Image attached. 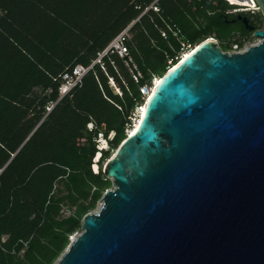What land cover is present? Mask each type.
Here are the masks:
<instances>
[{"label":"trees","instance_id":"obj_1","mask_svg":"<svg viewBox=\"0 0 264 264\" xmlns=\"http://www.w3.org/2000/svg\"><path fill=\"white\" fill-rule=\"evenodd\" d=\"M226 8L222 0H0V264L55 263L111 186L102 164L131 130L139 88L187 47L212 38L226 52L233 33H249ZM128 27L141 78L108 52L59 99L63 73L88 67ZM90 119L113 134L97 173Z\"/></svg>","mask_w":264,"mask_h":264},{"label":"water","instance_id":"obj_2","mask_svg":"<svg viewBox=\"0 0 264 264\" xmlns=\"http://www.w3.org/2000/svg\"><path fill=\"white\" fill-rule=\"evenodd\" d=\"M235 20L259 42L206 39L159 77L54 264H264V31Z\"/></svg>","mask_w":264,"mask_h":264},{"label":"built area","instance_id":"obj_3","mask_svg":"<svg viewBox=\"0 0 264 264\" xmlns=\"http://www.w3.org/2000/svg\"><path fill=\"white\" fill-rule=\"evenodd\" d=\"M215 1V0H214ZM213 0H211L212 3H214ZM226 5L227 8L224 11V14L227 16H237V15H244L248 21L250 22V25L254 27V30H262V24H258L255 22L254 17L260 15V9L255 2V0H222ZM153 5L150 4L148 8H151ZM147 8V9H148ZM152 9L157 10L155 7H152ZM128 28L121 31L110 43L109 45L101 52L97 54V58L95 61H93L88 67H83L81 65H75L70 72H64L62 75L63 82L59 86L58 93H59V99L63 96L69 94L73 88H75L77 85L81 83V79L84 76V74L92 67V65L95 64H101L100 59L108 52L112 53L115 52L119 58L123 60L124 65L128 68L133 80L136 82L138 78H141V74L138 71L136 65L133 63V60L131 56L129 55V51L125 45V41L129 37L128 35ZM255 38L253 31L249 32L248 34H241L239 32H235L232 34L229 42V49L226 51L228 54L231 53H240L243 52L247 47L245 46L242 48V46L248 41L249 38ZM259 42V40H258ZM251 46V45H250ZM111 84L112 81L110 80ZM151 86H142L139 88V91L141 93V99L143 104L145 103L146 99L151 93ZM141 106H138L136 108V111L134 113L133 123L131 126V129L134 127L135 121H137V118H139V112L138 109H140ZM50 108H47L49 111ZM87 130L93 131L94 129L97 131L94 143L96 152L94 155V158L92 160L91 169L93 173H97L98 171V161L100 159L101 153L103 151L108 150L109 148V141L112 139L113 134L109 133L107 137H104L102 129L103 125H101L99 128L96 126L94 121L90 119V121L86 125ZM130 132V131H129ZM127 132V134L129 133ZM85 138L79 137L75 140V144L77 147H80L84 144ZM74 237L77 235V233L73 234ZM69 236L70 238L73 236Z\"/></svg>","mask_w":264,"mask_h":264},{"label":"rangeland","instance_id":"obj_4","mask_svg":"<svg viewBox=\"0 0 264 264\" xmlns=\"http://www.w3.org/2000/svg\"><path fill=\"white\" fill-rule=\"evenodd\" d=\"M213 1H214V0H213ZM148 7H149V6H148ZM153 10L156 11L155 9H153ZM254 20H255V22L258 23V24L263 23L261 29L264 31V19H263L262 15L260 14V15H258V16H256V17H254ZM129 38H130V34H129ZM214 40H215V39H214ZM258 40H259V39H255V38H252V37H251V38H249L248 41L242 46V48L245 47V46L247 47V46H250V45L257 44V43H258ZM198 44H199V43H198ZM198 44H197V45H198ZM197 45H196V46H197ZM196 46L194 45V46H192V47H190V48L187 47L186 50L184 51V53H185V52H188V50L193 49V48L196 47ZM218 46H219V45H218ZM156 79H157V78H156ZM154 80H155V79H154ZM154 80H152V83H153ZM109 84H110V86H113L114 91L117 92V88H116V86H115L113 83L111 84L110 80H109ZM135 111H136V110H135ZM113 152H114V150H112V151L110 152V153H111L110 155H112ZM104 163H105V162H104ZM104 163L102 164V167H103ZM109 189H112V185H111L107 190H109ZM107 190H105V191H107ZM105 191H104V192H105ZM103 194H104V193H103ZM98 206H99V201L96 203L95 208H94L93 210H91V212H95V211L98 209ZM91 212H89V213H91ZM70 213H72V210L69 211V210L63 209V211H62V215H63V216H67V215H69ZM78 233H79V232H78ZM78 233H77V234H78ZM53 264H54V263H53Z\"/></svg>","mask_w":264,"mask_h":264},{"label":"bare ground","instance_id":"obj_5","mask_svg":"<svg viewBox=\"0 0 264 264\" xmlns=\"http://www.w3.org/2000/svg\"><path fill=\"white\" fill-rule=\"evenodd\" d=\"M209 39H212V38H209ZM183 54H184V55H183L182 59H183L184 57L187 56L188 52H185V53H183ZM158 79H159V78H158ZM158 79H155V80L153 81V87H152V89H151V93H152V91H153L155 85L158 83ZM151 93H150V95H151ZM150 95H149V96H150ZM149 96H148V98H149ZM148 98H147V99H148ZM147 99H146V100H147ZM145 103H146V101H145ZM145 103L141 106L140 109H138V112H139V118L137 119V121H135V125H134V127H133L130 131L135 130V129L137 128L138 124L140 123L141 117H142V115H143V113H144ZM73 239H74V235L70 238V240H73Z\"/></svg>","mask_w":264,"mask_h":264},{"label":"flooded vegetation","instance_id":"obj_6","mask_svg":"<svg viewBox=\"0 0 264 264\" xmlns=\"http://www.w3.org/2000/svg\"><path fill=\"white\" fill-rule=\"evenodd\" d=\"M240 16L245 17L244 15H240ZM235 17H236V16H234V17L231 19V24H235V25L241 24L240 21L235 20ZM233 20H235V21H233ZM248 22H249V21H248ZM249 24H250V22H249Z\"/></svg>","mask_w":264,"mask_h":264}]
</instances>
